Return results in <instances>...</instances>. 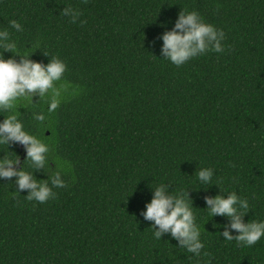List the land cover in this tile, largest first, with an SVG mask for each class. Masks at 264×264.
<instances>
[{
    "label": "trees",
    "instance_id": "16d2710c",
    "mask_svg": "<svg viewBox=\"0 0 264 264\" xmlns=\"http://www.w3.org/2000/svg\"><path fill=\"white\" fill-rule=\"evenodd\" d=\"M66 7L80 13L75 22ZM182 11L222 30L223 52L179 67L165 60L160 37ZM5 29L21 54L0 46V58L46 65L56 56L67 70L53 113L51 91L0 112V123L18 113L47 143L45 166L33 168L12 141L0 160L15 156V171L49 188L59 173L66 186L39 203L18 177L0 178V264H264V237L250 247L225 241V230L238 233L205 203L235 191L250 205L242 222L264 220V0H0ZM201 167L213 183L197 181ZM161 183L190 199L200 257L170 233L154 238L142 213Z\"/></svg>",
    "mask_w": 264,
    "mask_h": 264
},
{
    "label": "clouds",
    "instance_id": "9594fccd",
    "mask_svg": "<svg viewBox=\"0 0 264 264\" xmlns=\"http://www.w3.org/2000/svg\"><path fill=\"white\" fill-rule=\"evenodd\" d=\"M64 15H71L72 22H75L80 13L71 8L64 9ZM9 26L15 31H22V25L16 20H10ZM162 40L161 54L165 60L179 67L198 55L207 52L221 53L224 50L222 41L225 34L213 24L205 22L204 18L196 11H182L171 31L165 32ZM0 46L4 51L21 54L16 50V44L9 40V32L0 30ZM24 57L31 55L24 53ZM67 66L59 57L53 56L46 65L33 62L30 59H22L19 63L13 59L4 60L0 58V112H7L14 109L21 99L30 100L28 94L39 93L41 98L45 93L51 91L52 98L47 101L48 113H53L60 105V90L54 87V83L61 81ZM70 86V85H69ZM67 90V89H66ZM0 123V145L8 147V142H17L25 147L26 157L33 168L45 166L44 154L48 151L47 143L38 139L36 135L25 130L23 122L18 119V113L7 114ZM36 121H45L43 114L35 116ZM18 163L15 158L5 156L0 160V178L18 177L16 183L18 189H30L26 199L35 200L39 203L54 198L52 188L65 187V181L57 173L51 180L52 188L45 183L38 181L33 172L26 170L15 171L13 165ZM213 169L201 167L196 173V179L207 185L213 183ZM39 187V191L37 188ZM9 194L15 198L18 193ZM208 206V216H227L230 218V228L238 233L230 235L225 230L222 235L225 241L235 240L237 245L250 247L255 245L264 237V220H253L249 223L242 222V216L247 213L250 205L246 198H241L235 191L229 192L227 198L216 196L205 198ZM142 213L145 220L152 221L155 226L153 236L160 239L162 234L170 233L173 239L178 241L179 248L201 256L204 244L201 240L200 226L191 207V201L185 192L174 195L167 194L164 183L154 187L152 199L145 205ZM206 255V253H205Z\"/></svg>",
    "mask_w": 264,
    "mask_h": 264
}]
</instances>
